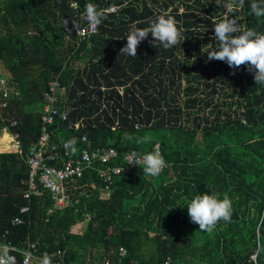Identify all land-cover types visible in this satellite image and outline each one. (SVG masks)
<instances>
[{
	"label": "trees",
	"instance_id": "obj_1",
	"mask_svg": "<svg viewBox=\"0 0 264 264\" xmlns=\"http://www.w3.org/2000/svg\"><path fill=\"white\" fill-rule=\"evenodd\" d=\"M226 2L0 0V79L8 91H0V133H16L26 152L39 134L48 82L57 80L65 119L57 114L49 125L51 142L76 151L85 136L92 148L116 150L108 165L126 168L111 173L105 195L95 171L105 165L94 163L68 184L66 206L47 213L45 191L22 197L23 157L1 149L0 242L17 250L15 264L29 243L37 257L60 253L53 261L63 264H264V85L246 67L231 69L203 53L218 46L213 28ZM251 2L236 13L240 26L264 34V17L251 13ZM88 3L106 19L79 39L64 22L87 25ZM165 12L183 29L181 45L154 47L149 34L137 57L119 53L132 25L148 27ZM154 145L168 164L156 177L123 160ZM203 193L227 194L232 215L201 232L186 205Z\"/></svg>",
	"mask_w": 264,
	"mask_h": 264
},
{
	"label": "clouds",
	"instance_id": "obj_2",
	"mask_svg": "<svg viewBox=\"0 0 264 264\" xmlns=\"http://www.w3.org/2000/svg\"><path fill=\"white\" fill-rule=\"evenodd\" d=\"M245 0H227L224 4L225 14L214 24L213 37L218 46L213 48L209 44L203 53L207 54L208 61L225 62L229 68L238 69L241 66L253 73L255 84L264 85V34L254 29H242L236 15L239 8L244 6ZM113 8V7H110ZM251 13L256 17H264V0H252ZM113 10V9H112ZM111 11V10H109ZM85 21L97 28L106 19L104 11L94 3H88L84 10ZM66 32L75 30V25L69 27V21L64 22ZM154 47L162 46L170 49L181 45L185 37L179 22L167 12L158 15L148 27L140 28L132 25L126 36V44L119 53L130 57H137V49L142 41L148 39ZM143 143V140L138 141ZM72 140L69 144H74ZM143 164V175L156 177L168 166L167 161L158 148L150 152L138 153L132 151L127 157V165ZM123 172V168L121 169ZM190 222L199 226L201 232L211 231L216 224L223 220L230 221L232 215V201L227 194L220 198L218 193H203L192 197L186 205ZM54 255L44 253L41 257L33 258L35 264H53ZM0 264H15V258L7 251L0 255Z\"/></svg>",
	"mask_w": 264,
	"mask_h": 264
},
{
	"label": "built area",
	"instance_id": "obj_3",
	"mask_svg": "<svg viewBox=\"0 0 264 264\" xmlns=\"http://www.w3.org/2000/svg\"><path fill=\"white\" fill-rule=\"evenodd\" d=\"M111 8L110 10H112ZM95 31V27L89 24L75 29V35L79 38H85L89 34ZM0 91L1 96L5 97L8 95L5 81L0 79ZM64 88L59 85L57 80L49 81L47 90L44 93L43 104L40 108L39 115V134L36 140L29 145L26 152H22L21 144L19 142L16 133H9L5 129V132L9 136V140L3 148H10L9 150L14 152L17 156H22L27 166V176L25 181V189L22 192L24 199H29L31 195L38 196L41 191H45L50 200V207L47 209V213L53 212L55 209H62L66 206L69 200L68 184L72 183L80 178L85 170L93 169L94 163H100L105 165L104 169H94L102 177L105 182L101 192L105 195L109 193V186L107 184L111 173H119L121 168L126 171L125 167H119L115 165H108L107 162L113 160L117 156L116 150L111 147L92 148L85 136H81V141L84 144L79 150L70 151L65 141H61L56 144L51 142V133L49 125L54 121L55 116L59 115L60 120L65 119L63 111L58 113V100L59 95L62 94ZM17 95V92H13ZM77 124H75L76 126ZM157 145H154L153 149H156ZM129 151L123 155V160L127 165V157ZM142 162L139 164L141 165ZM143 165V164H142ZM137 166V165H128ZM28 201V200H27ZM27 206L20 207L19 211H24ZM15 222H19L18 219L14 218ZM7 251L9 255L13 256L14 251H17L8 242H0V255ZM34 243H29L28 246L20 250L21 258L18 264H35L33 258H38L35 255ZM118 255L122 257L124 250L119 247ZM254 254L249 256V259H254ZM134 263V262H133ZM126 263V264H133ZM53 264H63L62 262L53 261ZM72 264H78L73 262ZM98 264V263H93ZM104 264H108L105 261ZM122 264V263H117ZM159 264H168L167 260L161 261Z\"/></svg>",
	"mask_w": 264,
	"mask_h": 264
},
{
	"label": "rangeland",
	"instance_id": "obj_4",
	"mask_svg": "<svg viewBox=\"0 0 264 264\" xmlns=\"http://www.w3.org/2000/svg\"><path fill=\"white\" fill-rule=\"evenodd\" d=\"M111 8H109L108 10H110ZM0 70H1V67H0ZM0 73H1V71H0ZM5 133V132H4ZM5 135L6 134H1L0 133V145L2 144V146H0V150L2 149V150H4V149H10V148H3L4 147V145H6L7 144V142H8V137H6L5 138ZM4 144V145H3ZM82 227V224H79V226H78V228L77 229H80ZM76 229V230H77Z\"/></svg>",
	"mask_w": 264,
	"mask_h": 264
},
{
	"label": "crops",
	"instance_id": "obj_5",
	"mask_svg": "<svg viewBox=\"0 0 264 264\" xmlns=\"http://www.w3.org/2000/svg\"><path fill=\"white\" fill-rule=\"evenodd\" d=\"M1 134H4V132H1ZM5 134L7 135V137H9L7 133H5ZM8 140H9V138H8ZM3 145H4V144H3ZM0 146H2V144H1Z\"/></svg>",
	"mask_w": 264,
	"mask_h": 264
},
{
	"label": "bare ground",
	"instance_id": "obj_6",
	"mask_svg": "<svg viewBox=\"0 0 264 264\" xmlns=\"http://www.w3.org/2000/svg\"><path fill=\"white\" fill-rule=\"evenodd\" d=\"M7 137V135H5V138ZM9 138V137H8Z\"/></svg>",
	"mask_w": 264,
	"mask_h": 264
}]
</instances>
